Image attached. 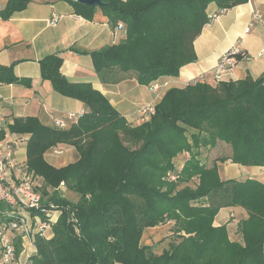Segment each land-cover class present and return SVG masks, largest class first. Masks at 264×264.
Masks as SVG:
<instances>
[{"label":"trees","instance_id":"1","mask_svg":"<svg viewBox=\"0 0 264 264\" xmlns=\"http://www.w3.org/2000/svg\"><path fill=\"white\" fill-rule=\"evenodd\" d=\"M57 1L86 20L100 9L112 27L122 24L123 40L89 53L98 75L116 70L120 81L132 72L138 84L153 86L196 61L193 43L213 14L249 0H100V7ZM30 2L8 0L0 18L8 20ZM233 57L238 62L245 53ZM62 62L59 54L41 59V79L86 111L68 129L31 117L10 127L30 134L27 171L44 183L42 204L58 212L50 237L34 236L26 264H264V184L218 174L227 161L264 167V75L171 87L149 119L132 126L91 84L70 83ZM5 72L11 69L0 68L1 81ZM5 80L23 83L14 76ZM57 145L72 147L76 160L49 165L44 153ZM218 145L230 153L208 166L206 152ZM179 155L186 156L180 168L174 162ZM61 183L78 196L76 202L57 191ZM231 207L247 214L238 223L240 241L214 224L219 210ZM167 221L174 222L178 243L155 255L141 236Z\"/></svg>","mask_w":264,"mask_h":264},{"label":"crops","instance_id":"2","mask_svg":"<svg viewBox=\"0 0 264 264\" xmlns=\"http://www.w3.org/2000/svg\"><path fill=\"white\" fill-rule=\"evenodd\" d=\"M8 0H0V10ZM215 12V6L208 7ZM52 14L59 16L53 25ZM259 14V18L254 16ZM125 38V30L112 27L107 17L97 9L92 20L75 14L71 4L57 0H31L27 7L14 13L8 20L0 18V68H10L0 80V111L3 144L14 146L16 164L25 165L26 148L30 134L13 133L10 127L17 119L36 118L42 125L55 128L56 121L68 129L75 123L86 107L80 101L63 97L53 91L50 83L40 76L39 61L51 54L63 59L60 71L70 83H88L99 91L132 126L149 119L141 113L142 106L154 107L171 87H183L195 81L215 85L219 80H241L247 76L257 79L264 75V0L247 3L225 10L206 24L195 39L193 48L196 61L183 66L175 78L158 80V90L151 85H140L132 72L126 78L115 81V71L98 75L90 52L119 43ZM233 48L245 53L228 72L216 78L215 67L219 59ZM15 77L10 82L5 79ZM74 117L70 118L69 115ZM68 153L66 159H55L53 154ZM44 160L54 168L73 163L76 151L67 145H57L44 153ZM221 180L254 179L264 184V167L241 166L229 161L218 165ZM60 190V189H59ZM247 218L240 207L222 208L214 219L216 226L225 225L229 236L238 238V223ZM32 250V249H31ZM28 250L17 264H26ZM0 264H2L0 260ZM13 264V263H12Z\"/></svg>","mask_w":264,"mask_h":264},{"label":"built area","instance_id":"3","mask_svg":"<svg viewBox=\"0 0 264 264\" xmlns=\"http://www.w3.org/2000/svg\"><path fill=\"white\" fill-rule=\"evenodd\" d=\"M225 10H220L211 16L217 18ZM259 18V14L254 16ZM59 16L52 14L49 20L51 25L55 24ZM122 28V24H117ZM240 50L233 48L223 55L216 67V78H220L236 63L234 54ZM157 91L158 86H151ZM154 108H145L141 113L151 115ZM70 118L74 115L70 114ZM58 128H64L61 121H56ZM3 129V117L0 111V136ZM14 146L3 144L0 139V260L2 264L17 262L15 240L21 238L27 240L31 249L33 238L36 234L50 237L51 226L56 221L58 212L52 206L45 207L40 195L35 191L36 177L27 171L26 165H18L14 161ZM60 186H63L61 183ZM14 236V239H13Z\"/></svg>","mask_w":264,"mask_h":264},{"label":"rangeland","instance_id":"4","mask_svg":"<svg viewBox=\"0 0 264 264\" xmlns=\"http://www.w3.org/2000/svg\"><path fill=\"white\" fill-rule=\"evenodd\" d=\"M144 108L146 110L147 108H154V107L148 106V105L142 106L140 111H142ZM220 146H221V148L218 145L217 147L212 148L206 152V158L208 160L206 162H207L208 166L211 165L212 161H215L214 160L215 158H218L219 156H228L229 155L230 148L225 147L224 145L223 146L220 145ZM68 155H69L68 153H61L59 155L53 154L52 156L55 159L59 158V159L63 160V159H66L68 157ZM185 158H186L185 155H179L175 159L174 162L178 168H180L183 165ZM193 185H194V181L190 183V186H193ZM43 188H44V183L42 182V179L36 177V184H35L34 189L40 195L41 201L43 198V196H42V192L44 190ZM52 191H53V189H51L49 187H47L45 190V192H49V193H52ZM57 191L58 192L61 191L64 194V196L72 202H76L78 200V196L75 195L73 192L67 190L64 185L62 187H60V190L58 188ZM43 200H44V198H43ZM173 224H174L173 221H167L164 224H161L157 227L146 228L143 231V234L141 236V244L142 245L147 244L145 246H150L153 254L160 255L164 250L169 249L171 244L178 243V238L173 233ZM235 236H236V239L233 240V237L232 236L230 237L228 234L229 239L232 241H240L241 240V237L238 238L237 234H235ZM13 239H14V236H13ZM16 241H18V243H19L18 245L21 248V251L18 253V255H16L17 260H18V259H20L19 257L21 255H24L28 250H31V246H29L27 240L17 238L15 240V243H16ZM27 260L28 259H26L25 261H27ZM13 264H17L16 261L15 262L13 261Z\"/></svg>","mask_w":264,"mask_h":264},{"label":"water","instance_id":"5","mask_svg":"<svg viewBox=\"0 0 264 264\" xmlns=\"http://www.w3.org/2000/svg\"><path fill=\"white\" fill-rule=\"evenodd\" d=\"M77 3L89 6V7H100L102 5L100 0H75Z\"/></svg>","mask_w":264,"mask_h":264}]
</instances>
